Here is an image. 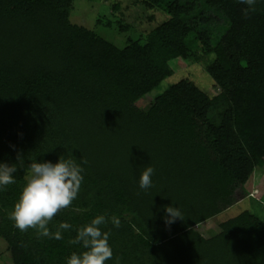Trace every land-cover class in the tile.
<instances>
[{"label":"trees","instance_id":"16d2710c","mask_svg":"<svg viewBox=\"0 0 264 264\" xmlns=\"http://www.w3.org/2000/svg\"><path fill=\"white\" fill-rule=\"evenodd\" d=\"M74 0H0V162L15 183L0 192V237L12 264H65L76 230L109 221L105 264H264V220L250 210L204 235L195 226L239 201L264 166V0H141L167 19L118 47L69 13ZM177 57L218 86L171 82L147 108ZM83 164L78 197L50 221L63 239L37 238L9 219L35 159ZM146 166L154 173L139 187ZM182 218L167 223L166 208Z\"/></svg>","mask_w":264,"mask_h":264},{"label":"clouds","instance_id":"9594fccd","mask_svg":"<svg viewBox=\"0 0 264 264\" xmlns=\"http://www.w3.org/2000/svg\"><path fill=\"white\" fill-rule=\"evenodd\" d=\"M249 6L256 0H242ZM86 161L78 163L72 158L59 157L55 162L35 159L30 163V171L23 185L18 199L14 202L9 219L14 227L20 231L35 229L37 238L63 239V232L72 229L67 221L58 224L53 232L49 223L53 217L64 208L69 207L78 197L83 182ZM18 171L15 163L0 162V192L6 190V186L14 184V174ZM154 169L146 166L139 176V187L147 189L152 184ZM167 223L175 218H182L179 208L169 206ZM111 222L119 228L121 221L117 216L106 217L98 214L88 223L76 230L75 237L69 239V244L81 245L83 251L72 252L65 264H105L112 259L113 252L109 244L110 231H104L102 226Z\"/></svg>","mask_w":264,"mask_h":264},{"label":"rangeland","instance_id":"374dc122","mask_svg":"<svg viewBox=\"0 0 264 264\" xmlns=\"http://www.w3.org/2000/svg\"><path fill=\"white\" fill-rule=\"evenodd\" d=\"M148 6L141 0H74L69 13L72 22L84 25L97 35L122 47L131 40H143L146 32L157 23L167 19V14L156 7ZM172 74L162 80L153 92L144 94L137 105L147 108L155 95L171 82L189 77L197 85L212 94L218 93L217 85L199 64H191L177 57L170 61ZM29 170L25 173L27 179ZM239 201L202 223L195 229L204 235L217 230L218 223L232 217L242 210H250L264 220V166L255 167L246 179ZM0 264H12L6 241L0 237Z\"/></svg>","mask_w":264,"mask_h":264}]
</instances>
